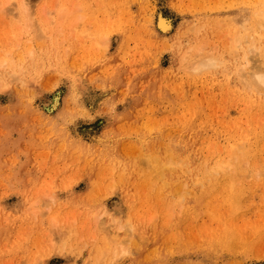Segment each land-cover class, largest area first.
Listing matches in <instances>:
<instances>
[{"label": "rangeland", "instance_id": "1", "mask_svg": "<svg viewBox=\"0 0 264 264\" xmlns=\"http://www.w3.org/2000/svg\"><path fill=\"white\" fill-rule=\"evenodd\" d=\"M1 1L0 264H264L262 1Z\"/></svg>", "mask_w": 264, "mask_h": 264}, {"label": "bare ground", "instance_id": "2", "mask_svg": "<svg viewBox=\"0 0 264 264\" xmlns=\"http://www.w3.org/2000/svg\"><path fill=\"white\" fill-rule=\"evenodd\" d=\"M67 1V0H66ZM70 1V0H69ZM75 1V0H74ZM73 1V2H74ZM251 1V0H250ZM261 1H262V4H261V6H264V0H260L259 2L261 3ZM3 2H5V1H3ZM20 3H21V6L23 5L22 3H23V0H21L20 1ZM247 3H248V1H247ZM251 3V2H250ZM0 4H2V1H1V3ZM65 4V3H64ZM75 4V3H74ZM147 4V3H146ZM19 4H17V6H18ZM61 6H63V4H60ZM69 5V4H68ZM175 5V4H174ZM251 5V4H250ZM67 6V5H66ZM70 6V5H69ZM147 6V5H146ZM248 6H249V4H248ZM253 6H256V5H254V3H253ZM251 7V6H250ZM19 9H21L20 7H18ZM14 9V8H13ZM24 9V8H23ZM22 10V9H21ZM25 10V9H24ZM74 13V12H73ZM157 13V12H156ZM4 14V13H3ZM58 14V13H57ZM58 17V16H57ZM217 19V18H216ZM215 19V20H216ZM247 19H250V20H253V22H255V24H259V25H261V26H263L264 25V8H260V9H252V12H251V14H250V16H248V17H239L238 18V20H237V27L239 26V25H242V30H245V24H241V23H243V22H245ZM58 20V19H57ZM63 20V19H62ZM65 20V19H64ZM214 20V19H213ZM221 20V19H220ZM228 20H230V19H228ZM66 21V20H65ZM64 21V22H65ZM218 21H219V19H218ZM57 22V21H56ZM252 22V23H253ZM155 26H156V28H157V30L160 32V33H162V34H166L167 32H169V31H171V29H172V27H173V24H172V21L169 19V18H167V17H165L164 15H162L161 13H158L157 14V17H156V22H155V24H154ZM258 25V26H259ZM260 27V26H259ZM246 31V30H245ZM250 33V32H249ZM242 34H244V32L242 33ZM253 35H254V33H252ZM249 35V34H248ZM256 35V34H255ZM2 36H3V34H2ZM4 38H5V36H3ZM2 38V37H1ZM3 39V38H2ZM252 39V38H251ZM250 38L248 39V40H251ZM252 40H254V38L252 39ZM247 44V43H246ZM166 45V44H165ZM250 45V46H249ZM249 45H248V52L250 53V55H251V57L253 56V57H255V55L257 54V55H259V51H258V48H257V45H256V43H255V41H251V42H249ZM238 47V46H237ZM236 48V47H235ZM9 52V51H8ZM9 54V53H8ZM11 55H12V51H11ZM10 55V56H11ZM9 56V55H8ZM199 58V57H198ZM214 59V58H213ZM212 59V56L210 57L209 56V59H207V57H206V59L204 58V59H202L199 63H198V65L199 66H202V67H206V66H210V65H213L214 64V60ZM247 59V58H246ZM5 59H3V61H4ZM252 60V59H251ZM8 62V60H5V62ZM250 61V60H249ZM249 61H248V63H249ZM0 63H2V62H0ZM3 64L4 65H6V63H2V66H3ZM216 64V63H215ZM245 65L247 64V63H244ZM250 64V63H249ZM1 65V64H0ZM193 66H196V64H194ZM251 66V65H250ZM196 67H198V66H196ZM246 67H247V65H246ZM1 68H3V67H1ZM199 68V67H198ZM244 68V65H242V69ZM200 69V68H199ZM245 69V68H244ZM194 71V70H193ZM196 71V70H195ZM245 75V74H244ZM251 76H253L254 77V79H253V82H256V83H258V84H260V85H263L264 86V75L263 74H261V73H257V72H254ZM244 77V76H243ZM248 78V77H247ZM252 84V83H251ZM85 91H87L86 89H85ZM84 91V92H85ZM90 94V93H89ZM91 95V94H90ZM93 96V95H92ZM98 96V95H97ZM249 96V95H248ZM99 97H100V94H99ZM93 98H94V96H93ZM93 98H91V99H93ZM87 100H89V99H87ZM55 101L56 100H53V106H54V104H55ZM85 103V102H84ZM252 103V102H251ZM88 104V103H87ZM252 104H254V103H252ZM252 113V112H251ZM250 113V114H251ZM249 114V115H250ZM251 117H252V115H251ZM200 155L201 154H199V152H198V157H200ZM202 158V161L204 160L203 159V157H201ZM220 161H222V160H220ZM215 162V161H214ZM214 162H213V164H214ZM222 163H223V161H222ZM220 165V164H219ZM217 168H218V166H217Z\"/></svg>", "mask_w": 264, "mask_h": 264}]
</instances>
